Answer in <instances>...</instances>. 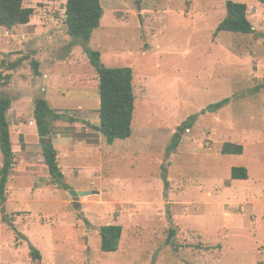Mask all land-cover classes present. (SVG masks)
<instances>
[{
  "label": "rangeland",
  "instance_id": "rangeland-1",
  "mask_svg": "<svg viewBox=\"0 0 264 264\" xmlns=\"http://www.w3.org/2000/svg\"><path fill=\"white\" fill-rule=\"evenodd\" d=\"M65 1L25 0L29 24L0 27V62L28 57L14 71L3 67L14 169L3 203L9 220L0 211V264H264V2L100 0L99 26L82 43L66 32ZM228 2L246 4L253 33L216 32ZM88 49L105 66L132 69L127 139L107 144L93 128ZM37 97L64 115L49 136L68 189L90 192L78 207L44 164ZM225 142L242 144V154H222ZM235 166L248 178L232 179ZM111 223L122 226L118 250L103 252L99 229Z\"/></svg>",
  "mask_w": 264,
  "mask_h": 264
},
{
  "label": "trees",
  "instance_id": "trees-1",
  "mask_svg": "<svg viewBox=\"0 0 264 264\" xmlns=\"http://www.w3.org/2000/svg\"><path fill=\"white\" fill-rule=\"evenodd\" d=\"M264 2V0H259ZM246 4L240 2H231V8L227 16L217 25L216 32L229 31L242 34H251L254 27L247 18ZM34 14V8L25 5V0H0V27L6 31L12 30L17 25H25L30 22ZM103 9L100 0H66L65 1V26L68 35L80 38L81 42H87L94 29L99 26ZM89 62L97 72V81L95 89L99 102L98 122L93 128L99 132L105 139L107 144H112L116 139H127L132 133V114L134 111V88H133V72L130 67H108L105 66L100 58V52L97 50H86ZM28 59L23 56L15 61L5 65V61L0 62V153L2 155V166L0 168V211L4 220H9L5 213L4 202L6 184L9 174L14 167V153L12 142L10 140V123L7 118V112L11 108L13 98L1 92V88L6 86L11 79L10 73L5 70L14 71L19 64ZM36 74L39 73L37 61H31ZM264 86V84H263ZM229 98L222 99L217 103L210 104L206 107V111L215 112L222 105L227 103ZM205 110H202V112ZM64 115L58 113L50 107L48 101L43 97L34 99L33 117L35 120L37 134L40 138L42 156L44 164L52 182L56 183L60 188L68 189L64 183V175L57 160V151L50 139L53 127L52 123L62 119ZM196 115L188 117L179 130L190 128L196 119ZM69 122H74L68 118ZM170 149L176 148L179 144L180 136L176 134L173 137ZM222 154L239 155L243 152V146L232 142H225L221 148ZM232 179H247L248 172L243 166H235L231 168ZM21 234V233H18ZM100 249L103 252H115L118 250L122 226L119 224H105L99 229ZM173 230H170V235ZM24 236V235H22ZM29 255L32 259H40L39 250L30 245Z\"/></svg>",
  "mask_w": 264,
  "mask_h": 264
},
{
  "label": "water",
  "instance_id": "water-1",
  "mask_svg": "<svg viewBox=\"0 0 264 264\" xmlns=\"http://www.w3.org/2000/svg\"><path fill=\"white\" fill-rule=\"evenodd\" d=\"M227 8H228V11H229L230 8H231V2H228ZM68 194L71 197L73 206L74 207H78L79 206V202H78L79 198L82 197V196L89 195L90 192L87 191V190L68 189Z\"/></svg>",
  "mask_w": 264,
  "mask_h": 264
},
{
  "label": "crops",
  "instance_id": "crops-1",
  "mask_svg": "<svg viewBox=\"0 0 264 264\" xmlns=\"http://www.w3.org/2000/svg\"><path fill=\"white\" fill-rule=\"evenodd\" d=\"M27 24H29V23H27ZM25 25H26V24H25ZM39 72H40V71H39ZM253 100L255 101V98H252V99H251L250 101H248V102H251V101H253ZM248 102H247V103H248ZM98 103H99V102H98ZM98 107H99V104H98ZM262 113L264 114V111H262ZM262 113H258V112H257V115L260 116ZM261 116H262V115H261ZM263 117H264V116H263ZM97 120H98V119H97ZM33 123H34V121L31 122V125H33ZM38 137H39V136H38ZM25 144H27V143H25ZM241 145H242V144H241ZM242 146H243V145H242ZM56 151H57V150H56ZM45 166H46V165H45ZM245 168H246V167H245ZM13 169H14V167H13ZM246 169H247V168H246ZM12 171H13V170H12ZM247 172H248V170H247ZM9 175H10V174H9ZM8 177H9V176H8ZM241 180H244V179H241ZM54 184H56V183H54Z\"/></svg>",
  "mask_w": 264,
  "mask_h": 264
}]
</instances>
